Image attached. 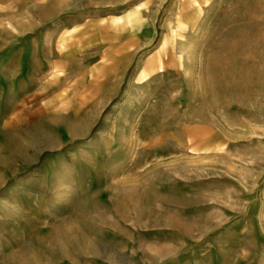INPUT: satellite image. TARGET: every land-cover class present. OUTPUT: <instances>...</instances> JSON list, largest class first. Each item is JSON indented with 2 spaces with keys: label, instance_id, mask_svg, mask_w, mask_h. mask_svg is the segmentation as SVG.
Here are the masks:
<instances>
[{
  "label": "rangeland",
  "instance_id": "1",
  "mask_svg": "<svg viewBox=\"0 0 264 264\" xmlns=\"http://www.w3.org/2000/svg\"><path fill=\"white\" fill-rule=\"evenodd\" d=\"M179 1L0 0V264H264V0Z\"/></svg>",
  "mask_w": 264,
  "mask_h": 264
},
{
  "label": "bare ground",
  "instance_id": "2",
  "mask_svg": "<svg viewBox=\"0 0 264 264\" xmlns=\"http://www.w3.org/2000/svg\"><path fill=\"white\" fill-rule=\"evenodd\" d=\"M196 4H197V2L194 1V0H183L182 3H181V0H180L179 1V5H177V7H178L177 9L179 11L178 12L179 18L181 17V15H182V17L183 16H186V15H184V13L186 11H189V13L191 12L190 13V16H192L193 13L195 14L193 16V20L194 19H197L196 13L199 12L200 10H198L196 8ZM197 7H198V5H197ZM131 15L132 14L126 15L127 17L125 18V20H124L123 23H120L119 22L120 20H118L116 22L117 25H118V28L117 29L122 28L123 30L129 31L130 34L131 33L134 34L135 32H137L139 30V27H140V24H138V22H140L139 21V18L138 17H135V16H131ZM114 26H116V25H114ZM66 54L67 53H65V55ZM52 64H53V62L52 63L51 62L49 63V65H52ZM50 67H52V66H50Z\"/></svg>",
  "mask_w": 264,
  "mask_h": 264
},
{
  "label": "crops",
  "instance_id": "3",
  "mask_svg": "<svg viewBox=\"0 0 264 264\" xmlns=\"http://www.w3.org/2000/svg\"><path fill=\"white\" fill-rule=\"evenodd\" d=\"M4 1H7V2H5V4H7L8 2H11L12 0H4ZM21 1H23V0H21ZM70 1H75V0H32L33 5L43 9L40 11L41 12L40 14L43 16L47 15L46 11H49V9L52 11V9L57 7L58 4H60L61 2L63 4V3H69ZM84 1H91V0H84ZM44 9H46V10H44ZM69 12L70 11H67L65 13L68 14ZM57 13L59 14V12H57ZM52 18H55V16H53V14L51 16L48 15V18H46V20L45 19L44 20L48 21ZM42 21H43V19H42Z\"/></svg>",
  "mask_w": 264,
  "mask_h": 264
}]
</instances>
